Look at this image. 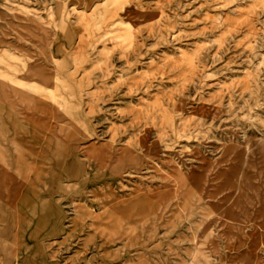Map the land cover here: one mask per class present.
<instances>
[{"label": "rangeland", "instance_id": "374dc122", "mask_svg": "<svg viewBox=\"0 0 264 264\" xmlns=\"http://www.w3.org/2000/svg\"><path fill=\"white\" fill-rule=\"evenodd\" d=\"M0 264H264V0H0Z\"/></svg>", "mask_w": 264, "mask_h": 264}]
</instances>
